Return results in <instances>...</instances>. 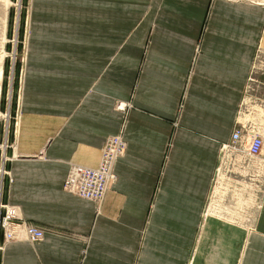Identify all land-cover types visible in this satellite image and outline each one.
I'll return each instance as SVG.
<instances>
[{
  "label": "crops",
  "instance_id": "obj_1",
  "mask_svg": "<svg viewBox=\"0 0 264 264\" xmlns=\"http://www.w3.org/2000/svg\"><path fill=\"white\" fill-rule=\"evenodd\" d=\"M25 53L5 203L44 238L0 264H264V191L246 231L255 185L241 205L214 187L251 78L264 89V0H31ZM119 135L103 201L66 192Z\"/></svg>",
  "mask_w": 264,
  "mask_h": 264
},
{
  "label": "rangeland",
  "instance_id": "obj_2",
  "mask_svg": "<svg viewBox=\"0 0 264 264\" xmlns=\"http://www.w3.org/2000/svg\"><path fill=\"white\" fill-rule=\"evenodd\" d=\"M30 8L31 0H0V168L2 166L1 157L4 153L2 146L15 147L13 138H15L16 126L19 121L20 93L25 68ZM253 77L251 78L252 89L246 99L243 111L245 115L251 117L246 127L259 131L264 138L263 112L259 113V110L264 106L262 104L264 89L260 88L258 84H253ZM12 152V148L6 150L8 157H11ZM224 154L227 156L224 161L221 160L214 180V187L221 190L224 186L226 189L225 196L233 197L235 202H238L239 199H236L241 196H236L237 188H240V185L246 181L249 182L248 184L253 183L255 185V197L251 194L250 202L248 199L244 201L246 203V207L243 208L245 213H241L237 217V221L239 220L237 225L247 231L254 224L264 191V152L258 158L241 157L240 161L227 151H224ZM233 154L235 155V153ZM251 165L254 167L249 170L244 169H248ZM7 167L8 164H6ZM212 199L209 200L206 215L211 213ZM241 201H239L240 205L242 204ZM219 212L222 214V218L227 219L224 209Z\"/></svg>",
  "mask_w": 264,
  "mask_h": 264
},
{
  "label": "built area",
  "instance_id": "obj_3",
  "mask_svg": "<svg viewBox=\"0 0 264 264\" xmlns=\"http://www.w3.org/2000/svg\"><path fill=\"white\" fill-rule=\"evenodd\" d=\"M117 110L125 112L127 105L118 103ZM244 140H246L245 149L242 146ZM11 148L14 149L9 145L2 146L4 153L1 157L2 166L0 168V253L7 243L15 241L38 243L44 238L43 229L19 218L16 211L5 203L7 182H13L6 168V164L11 160L6 150ZM126 151L127 143L122 135L108 139L98 167L71 166L64 185L65 191L94 203L102 202L109 187L117 180L115 165L125 156ZM224 151L231 154L245 151L247 157L255 159L262 156L264 152V138L259 131L240 126L233 134L232 143L225 146Z\"/></svg>",
  "mask_w": 264,
  "mask_h": 264
},
{
  "label": "bare ground",
  "instance_id": "obj_4",
  "mask_svg": "<svg viewBox=\"0 0 264 264\" xmlns=\"http://www.w3.org/2000/svg\"><path fill=\"white\" fill-rule=\"evenodd\" d=\"M121 104L124 105L123 103H121ZM4 118H5V117H4ZM226 156H227L226 154L223 155V157H222V161L225 160ZM116 183H117V182H116ZM111 186H112V185H111ZM110 188H111V187H110ZM75 197H76V196H75Z\"/></svg>",
  "mask_w": 264,
  "mask_h": 264
}]
</instances>
